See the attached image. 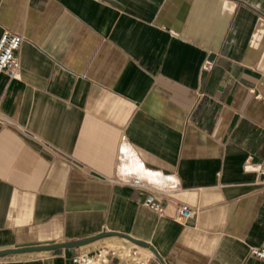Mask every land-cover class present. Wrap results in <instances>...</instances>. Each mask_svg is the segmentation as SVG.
<instances>
[{"label": "crops", "instance_id": "0c3cea01", "mask_svg": "<svg viewBox=\"0 0 264 264\" xmlns=\"http://www.w3.org/2000/svg\"><path fill=\"white\" fill-rule=\"evenodd\" d=\"M2 29L23 41L18 76L0 75V249L113 230L165 264H264V186L244 168L264 157V0H0ZM121 136L145 187L114 181Z\"/></svg>", "mask_w": 264, "mask_h": 264}, {"label": "built area", "instance_id": "2783aa9c", "mask_svg": "<svg viewBox=\"0 0 264 264\" xmlns=\"http://www.w3.org/2000/svg\"><path fill=\"white\" fill-rule=\"evenodd\" d=\"M23 41V36L2 29L0 33V75L4 74L9 79L18 76L20 62L17 51ZM211 62L206 60L202 67L208 69ZM125 145V137L121 136V169L117 172L114 181L137 187H145L142 177L136 175L132 164V156ZM246 170H253L258 174V182L264 186V157L259 162L247 160L244 164ZM160 176V175H159ZM142 204L159 215H163L161 200L154 194L144 198ZM197 208L187 204H179L174 218L180 222L193 219ZM250 253L264 262V238L260 244L250 249ZM71 264H163L151 250L130 243L127 240L119 244H106L92 251H77L71 256Z\"/></svg>", "mask_w": 264, "mask_h": 264}, {"label": "water", "instance_id": "95a60500", "mask_svg": "<svg viewBox=\"0 0 264 264\" xmlns=\"http://www.w3.org/2000/svg\"><path fill=\"white\" fill-rule=\"evenodd\" d=\"M120 236L124 238L125 240L129 241L132 244H135L140 247H145L148 248L153 252V254L157 257V259L165 264L162 260V258L159 256L155 248L149 244L148 242L134 238L128 234L122 233V232H116L113 230H102L94 235L77 239V240H70V241H65V242H56V243H51V244H41V245H31V246H21V247H12V248H5V249H0V257L5 256V255H10V254H19V253H25V252H34V251H43V250H55V249H60V248H74V247H79L82 245H85L89 242H92L96 239H99L101 237L105 236Z\"/></svg>", "mask_w": 264, "mask_h": 264}]
</instances>
